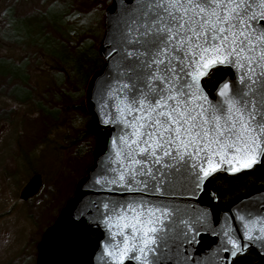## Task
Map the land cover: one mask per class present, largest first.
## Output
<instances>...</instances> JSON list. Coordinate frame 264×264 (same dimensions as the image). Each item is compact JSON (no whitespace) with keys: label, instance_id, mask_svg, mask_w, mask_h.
<instances>
[{"label":"snow or ice","instance_id":"obj_1","mask_svg":"<svg viewBox=\"0 0 264 264\" xmlns=\"http://www.w3.org/2000/svg\"><path fill=\"white\" fill-rule=\"evenodd\" d=\"M119 44L100 106L118 135L95 184L126 195L101 205L102 250L108 264H159L179 211L168 202L177 177L199 188L217 170L264 161V0H128ZM216 67L228 73L210 94L202 80ZM235 219L244 241H264V214ZM222 237L225 262L248 248L229 227Z\"/></svg>","mask_w":264,"mask_h":264},{"label":"rangeland","instance_id":"obj_2","mask_svg":"<svg viewBox=\"0 0 264 264\" xmlns=\"http://www.w3.org/2000/svg\"><path fill=\"white\" fill-rule=\"evenodd\" d=\"M109 3L0 0V264L35 263L42 232L92 163L84 92L103 62L97 47ZM10 14L26 30L15 40ZM34 174L39 191L20 199Z\"/></svg>","mask_w":264,"mask_h":264},{"label":"water","instance_id":"obj_3","mask_svg":"<svg viewBox=\"0 0 264 264\" xmlns=\"http://www.w3.org/2000/svg\"><path fill=\"white\" fill-rule=\"evenodd\" d=\"M127 7L128 0H110L104 10V31L97 47L103 62L89 76L84 92V106L92 117L86 131L95 137L92 163L87 167L85 175L77 181L72 196L42 232L36 244L34 264H108L102 250V242L107 240V231L101 224L104 211L101 205L108 197L117 198L126 194L109 192L95 184L96 178L105 174L111 141L113 136L118 135L115 125L103 123L100 106L106 96V84L121 64L119 42ZM114 48L117 49L116 52H113ZM219 68L225 69L224 76L219 80L221 81L228 69ZM206 77L202 80L203 86L208 93L214 94L219 81L213 88H208L204 81ZM107 112L108 109H105V113ZM254 166L260 168L264 178V161ZM246 170L250 169L240 172ZM219 172L227 176L239 173L217 170L205 177L199 188H195L190 179H175L168 202L179 211L174 214L175 227L160 242L159 264H264V241H244L241 222L235 219L237 213L264 214V189L254 188L238 200L221 206L217 203L215 194L207 187L208 179ZM41 184L40 175H32L20 190L19 198L27 200L33 197ZM205 213L206 222L200 220L201 215ZM180 220L186 221L191 230L185 229L184 225L179 223ZM223 227L231 228L238 239L248 243L244 252L253 250L256 259L239 263L235 260L236 257H231L229 253L225 262L221 245L227 248H230V245H227L222 237ZM185 234L191 243L184 241ZM130 264L136 262L130 261Z\"/></svg>","mask_w":264,"mask_h":264},{"label":"trees","instance_id":"obj_4","mask_svg":"<svg viewBox=\"0 0 264 264\" xmlns=\"http://www.w3.org/2000/svg\"><path fill=\"white\" fill-rule=\"evenodd\" d=\"M54 8L56 13L59 14L58 16L57 14H55L54 19H60L59 16L62 15V12H60L61 10H59V8L55 5ZM7 20H10L11 23V29H9V32H11V34L14 36L13 38H10L11 40H15V35L17 34L19 36V32L26 31L18 29L20 28L18 26V21L20 20L18 17H14L10 14L7 17ZM6 39H8V37ZM99 61L101 63V59L97 55L96 62ZM224 74L225 69L219 67L214 68L205 78V84L208 88H213L217 84V82L224 76ZM207 187L215 194L217 203L219 205L227 206L231 202H234L239 198L245 196L254 188L264 189V178L261 174L260 168L258 166H254L250 170L242 171L231 176H227L222 172L216 173L208 179ZM255 259L256 255L251 249L245 251L243 254H240L235 258V260L239 263L245 260L253 261Z\"/></svg>","mask_w":264,"mask_h":264}]
</instances>
